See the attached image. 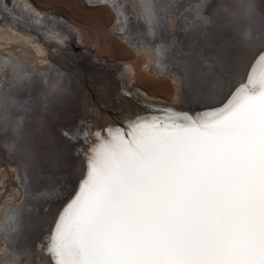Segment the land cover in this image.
Listing matches in <instances>:
<instances>
[{
	"label": "snow or ice",
	"instance_id": "obj_1",
	"mask_svg": "<svg viewBox=\"0 0 264 264\" xmlns=\"http://www.w3.org/2000/svg\"><path fill=\"white\" fill-rule=\"evenodd\" d=\"M236 7L255 13L253 0ZM245 53L244 71H232ZM199 65L209 85L200 110L145 100L127 124L55 132L80 150L84 175L36 251L53 264H264V29L258 41L234 29ZM28 112L5 94L0 131L11 130L25 158ZM4 247L0 260L22 258Z\"/></svg>",
	"mask_w": 264,
	"mask_h": 264
},
{
	"label": "bare ground",
	"instance_id": "obj_2",
	"mask_svg": "<svg viewBox=\"0 0 264 264\" xmlns=\"http://www.w3.org/2000/svg\"><path fill=\"white\" fill-rule=\"evenodd\" d=\"M90 1L115 11L113 30H117V36L136 54L146 55L148 67L176 83L175 88L182 96L175 107L190 112L203 108L202 100L209 87L199 65L203 54L222 47L232 38L234 29L246 28L244 31L252 37L260 36L264 29V0H253L255 13L251 17H245V10L236 7L237 0ZM214 6L223 13L217 16ZM221 6L233 12L238 20L231 22L226 17L228 11ZM80 26L90 33L97 49L106 48L108 39L99 30L70 24L64 15L41 9L32 0H0V110L4 108L6 93L27 103V127L21 143L34 146L32 154L25 158L20 144L12 139L11 130L0 131V257L7 254L4 247L7 244L22 257L14 264H53L46 249L36 251L35 245L42 235L50 232L62 203L74 190L76 179L84 175V158H77L80 150L73 152L69 144L56 139L55 132L64 125L84 120L77 107L83 103L87 104V113L99 116L102 112L86 97L83 82L88 79L92 84H101L107 90L103 96L106 101L111 99L114 106L121 104L118 98H124L120 88L123 78L121 84L103 72L108 70L103 65L95 64L100 67L95 69L87 54L80 57L74 53V40L84 44ZM245 55L243 64L232 71H244L251 53ZM76 68L81 69L78 73L83 76L74 75L72 69ZM134 68L133 63L126 62L123 71L127 73ZM130 98L125 101L129 105L126 123L135 109L141 111L144 107L139 104L145 100L143 95L137 93V97ZM42 144L49 146L46 150L61 155L57 165L45 157L46 150L40 149ZM64 172L69 176L58 178ZM42 208L49 210L45 212ZM0 264L13 262L0 260Z\"/></svg>",
	"mask_w": 264,
	"mask_h": 264
},
{
	"label": "rangeland",
	"instance_id": "obj_3",
	"mask_svg": "<svg viewBox=\"0 0 264 264\" xmlns=\"http://www.w3.org/2000/svg\"><path fill=\"white\" fill-rule=\"evenodd\" d=\"M32 1L41 9H45L46 11L53 14L64 15L69 20L70 24H79L85 26L87 29L89 28V30L91 31L99 30V32H103V34L108 39V45L106 46V48L104 46L103 48L97 49V46H95L94 44V39L91 37L90 33L80 26V29L84 34L82 35V37H84V44L81 45L75 38V42L73 41L75 50L74 53L80 57L84 54H87L89 56L91 65L95 69H100V67L95 64L103 65L105 69H108L107 71L102 70L106 75L111 76V78H114V80H120L121 84L124 80L120 88L127 89L130 92V95H126L122 92L124 94V98H122L121 96V98L117 99V101L121 104L114 106L111 99L106 101V96H103L107 93V90L102 88L101 84H92L90 83V81H88V79L85 80V83L83 82V84L87 88L85 91V95L87 93L86 97L98 110H102V112H100V117L94 113H87V104L83 103L77 106L79 110L78 114L83 113L85 116L84 120L82 121H86V119L88 118V123H91L92 125H96L98 127L99 125L102 126L104 123L108 122V120H110V122H108V125L117 123V120L124 121V119H127V115H129L127 113L129 105L125 101L128 102L131 99L130 97H137V93L143 95V98L145 97V100L153 102L167 101L170 104L166 105L172 106H177L179 104V99L182 94L178 90H176V83L173 80L171 81L168 76L160 75L153 69L148 67L145 62V60H147L146 55H143L142 53L136 54L126 43H124L117 36V34L115 33L117 30H113L116 21L115 11L113 9L109 7L100 8L96 3H91L90 0ZM214 7L217 8V10H215L217 16L218 13H223L217 6ZM221 7L222 9H224L223 11H228V15L226 14V17L229 18L231 22H236L238 20L237 16L233 12L230 13V10H227L225 6ZM220 16L222 17L223 14L219 15V17ZM245 29L246 28H244V30ZM254 36L259 38V36L256 34H253V37ZM126 62L128 64L133 63V67H135L133 71H129L127 73L123 71V66ZM114 65L118 66V69H114ZM72 70L74 75L76 74L75 76H83L81 73H78L79 70H81L80 68ZM91 81L95 82V78H92ZM75 95L78 96L79 94L75 93ZM124 102L125 104L122 105ZM139 104L144 106L142 100ZM90 117H92V120L94 121H91ZM114 119H116V121L113 122ZM47 148H49V146L46 144L40 145V149L42 150H46ZM43 153L45 154L46 158H50L48 161H52L53 165H57V163L60 162L61 155L58 152L46 150ZM68 176L69 174L67 172H64L61 174L59 173L58 178H67ZM42 209L45 212H48L49 210L44 208ZM47 224L48 222H45V225Z\"/></svg>",
	"mask_w": 264,
	"mask_h": 264
}]
</instances>
